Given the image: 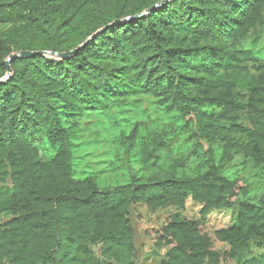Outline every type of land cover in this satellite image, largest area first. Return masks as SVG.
<instances>
[{
    "label": "trees",
    "instance_id": "16d2710c",
    "mask_svg": "<svg viewBox=\"0 0 264 264\" xmlns=\"http://www.w3.org/2000/svg\"><path fill=\"white\" fill-rule=\"evenodd\" d=\"M263 33L264 0H0V264H134L140 204L159 264H264Z\"/></svg>",
    "mask_w": 264,
    "mask_h": 264
},
{
    "label": "rangeland",
    "instance_id": "374dc122",
    "mask_svg": "<svg viewBox=\"0 0 264 264\" xmlns=\"http://www.w3.org/2000/svg\"><path fill=\"white\" fill-rule=\"evenodd\" d=\"M259 45L261 49L264 50V33L259 41ZM239 161L240 160L237 159L235 163H238ZM240 176L250 180L256 187V190L259 189L258 191L260 195L264 194V185L259 179H254V181L251 180L247 174V170L245 169L240 172ZM198 212L199 208L189 202L186 206V210L182 214V217L192 221H198ZM173 213L174 211L172 209L158 210L155 213H152L141 204L136 205L131 209L129 219L134 229V239L132 242V248L134 249V264H159L160 260L164 256V251L153 248V239L148 238L147 233L151 232V230L154 231L155 229H159L164 220ZM234 214L235 212L220 214L215 213L209 217L207 223L211 230L229 227L234 223ZM93 249L96 255L99 256V247H95ZM251 257H257L261 261H264V249L256 245H252L250 254L244 256L243 260Z\"/></svg>",
    "mask_w": 264,
    "mask_h": 264
},
{
    "label": "water",
    "instance_id": "95a60500",
    "mask_svg": "<svg viewBox=\"0 0 264 264\" xmlns=\"http://www.w3.org/2000/svg\"><path fill=\"white\" fill-rule=\"evenodd\" d=\"M156 7V6H155ZM154 7V8H155ZM149 12V11H148ZM72 52L70 53H67V54H61V55H56V54H51L52 56H56L58 59H65L67 58L69 55H71ZM44 53H29V52H22V53H19V54H15V55H12L10 57V59L12 58H28V57H31V56H43ZM5 66L7 68V73L10 74V68L8 66V61L5 62Z\"/></svg>",
    "mask_w": 264,
    "mask_h": 264
}]
</instances>
